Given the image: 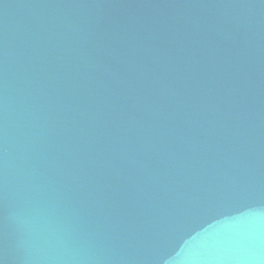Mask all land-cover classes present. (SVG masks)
<instances>
[{"label":"water","instance_id":"1","mask_svg":"<svg viewBox=\"0 0 264 264\" xmlns=\"http://www.w3.org/2000/svg\"><path fill=\"white\" fill-rule=\"evenodd\" d=\"M0 264H264V0H0Z\"/></svg>","mask_w":264,"mask_h":264}]
</instances>
